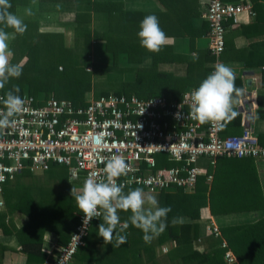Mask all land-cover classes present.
<instances>
[{
	"label": "crops",
	"instance_id": "0c3cea01",
	"mask_svg": "<svg viewBox=\"0 0 264 264\" xmlns=\"http://www.w3.org/2000/svg\"><path fill=\"white\" fill-rule=\"evenodd\" d=\"M93 1L50 2L35 0L33 2V0H29L25 4L16 5L15 11L12 13L23 21H38L41 31L63 32L66 46L74 47L77 40L82 39L84 36L83 31H85V28H89L92 32L94 30L101 31L105 28L106 12L92 11L90 21L77 16L79 12L90 10ZM110 1L121 3L124 7L123 10L129 13L127 16L138 13V17H128L126 21V28L128 29H138L141 21L147 15L154 14L158 17L160 27L169 37L168 42L162 46V49L165 50L166 46H172L174 54H177L171 60L172 64L163 63L162 66L160 65L161 67L177 71V75L184 76L187 73L188 63L192 62L197 63V65L194 64V69H192L194 72L193 77L199 78L197 72L199 76L203 74L206 77L212 72L214 56L210 49L209 25L205 18L209 0ZM226 1L228 3L249 2L253 5L254 14L245 11L240 14L239 21L236 24L228 25L226 48L221 60L222 63L232 68L236 77L235 86L243 89V92L239 96L234 95L233 108L238 114L231 121H225V133L239 135L247 126H251L260 142L264 143V100L263 104L258 102V95L264 96V0ZM28 7H31L34 13L31 16L25 14V9ZM93 22L96 27L94 29ZM0 28H3L9 34L8 44L11 50L16 32L4 24H0ZM132 35L134 36L132 33H127L125 38ZM139 40L136 43L139 42L140 44ZM92 51L95 61L114 64V54L108 52L105 40H93ZM159 52L161 53V51ZM193 53L196 54V57L193 56ZM162 58L161 56L160 59ZM153 62L152 55L144 56L143 62H132L129 59V54L123 51L118 55V67L121 70L97 75L105 74L108 76L111 73L113 80L104 81L102 87H104V91L113 93L112 91L120 89L121 83L124 81L122 77H127L126 80H132L136 76L134 68L152 66ZM124 68L127 71H123ZM205 69H207L206 74ZM188 87L196 88L197 86L190 84ZM249 112H251V117L247 116ZM247 119L249 120L247 121ZM199 164L206 172L210 189L208 192V207L203 210L202 217L199 219L201 236L195 244L196 247L201 250L210 249V241L207 238L215 235L209 233V227L212 224L219 226L221 233L224 227L258 222L262 224L264 221L263 159L221 157L215 163H212L209 158L202 157ZM62 168L65 167L57 166L48 171L55 172V182H64L66 192L68 196H71L72 187L79 192L83 185V179L72 181L69 172L68 177L62 178L63 175L59 173ZM48 171L32 172L31 174L36 179L43 178L42 180L45 182L46 180L53 182V178H45ZM210 175L212 177L208 179ZM23 176L24 174L21 173L14 180L8 182L2 195L4 204L0 206V264H46L48 260L53 258L58 247L64 244L60 239V234L46 228L45 218L32 219L26 211L19 208L14 210L10 208L9 204L14 201L16 203L17 196L22 193L21 185H14L12 182L16 179L17 181L20 180V177ZM27 181L30 182L31 180ZM39 184L46 185L42 182H39ZM49 189L51 188L45 187L42 188V191L48 192ZM12 190L15 192L18 190L20 194L15 192L12 194ZM34 190H39V188H32V192ZM35 191L33 192L35 195L39 193V191L37 193ZM151 194H157L156 198L159 206H161L160 192ZM119 212L120 210H118V215ZM125 222L128 221L120 219L116 233L126 235L127 242L118 247L116 246L115 233L112 244H105L103 238L97 234L99 225L94 224L89 232L87 244L75 258V264H133L134 260L138 261L135 264H174L175 260H171L168 256V253L174 247V241L159 246L156 237L151 243H145L142 238L143 232L140 229L134 230L130 222H128V227L124 228ZM73 226L74 221H69L66 225L65 231L67 230L68 237ZM214 237L222 236L220 234ZM223 240L227 241L224 238ZM128 244H132L134 249L128 250ZM151 245L155 247L153 250L150 248ZM236 258V264H240L237 255ZM226 264L229 263L226 261Z\"/></svg>",
	"mask_w": 264,
	"mask_h": 264
},
{
	"label": "built area",
	"instance_id": "2783aa9c",
	"mask_svg": "<svg viewBox=\"0 0 264 264\" xmlns=\"http://www.w3.org/2000/svg\"><path fill=\"white\" fill-rule=\"evenodd\" d=\"M245 11L254 14L253 5L209 0L205 18L214 56L212 71L216 63H222L228 25L236 24ZM194 89L183 92L180 99L110 93L88 100L87 105L54 95L40 98L26 91L21 96L26 100L24 111L12 118L10 127L0 130V206L5 185L27 170L47 171L61 165L67 167L72 181H84L92 173L102 180L106 178V159L112 155H121L130 168L117 183L124 190L140 187L150 193L178 188L194 191L199 179L206 177L199 164L202 157L212 163L221 157L264 160V143L251 126L239 135H230L225 133V121L201 124L191 118L190 93ZM0 109H4L2 103ZM158 155L177 164L160 166ZM77 215L68 242L46 264H75L91 228L102 216L84 223L83 212ZM209 233L220 235V227L212 224ZM222 246L227 248V263L236 264L228 242L223 241Z\"/></svg>",
	"mask_w": 264,
	"mask_h": 264
},
{
	"label": "trees",
	"instance_id": "16d2710c",
	"mask_svg": "<svg viewBox=\"0 0 264 264\" xmlns=\"http://www.w3.org/2000/svg\"><path fill=\"white\" fill-rule=\"evenodd\" d=\"M43 1L75 2L78 0ZM27 2L29 0H11L12 7L9 11L13 12L17 7L16 5ZM123 9V5L117 1L94 0L90 10L79 12L77 16L90 21L92 11L106 12L105 28L101 31L94 30V32L89 28H85V31H83L84 36L82 39L77 40L74 47L65 45L63 32L41 31L38 21H23L27 25V31L24 34L16 33L11 44L13 55L10 58L12 64L22 65V74L19 78H10L5 88L0 92L5 94L14 86H19L21 91L18 95L20 96H23L26 91L36 97L45 99L53 94L58 98L72 100L78 105H87V94L93 89V76L121 70L118 67V55L123 51L129 54V59L132 62H143L146 55H152L154 62L152 66L134 68L135 78L124 80L120 89L114 92L116 94L137 95L144 99L156 96L180 99L182 93L190 89L188 87L190 84L198 87L206 76L203 74L199 76L197 72L199 78L193 77L194 72L192 69H194V64L197 65V63L189 62L186 68L187 73L184 76L177 75V71L161 67L163 63H173L171 60L177 54H174L172 46H166L165 50L161 48L160 53L150 52L140 46L139 42L136 43L139 40L137 35L139 28H126V21L128 17H138V13L127 16L129 13ZM127 33H132L134 36L125 38ZM95 39L105 40L108 52L114 54V64L100 63L93 59L92 45ZM161 56L162 59H160ZM89 68H91L90 71ZM206 70H204L205 74ZM123 71H127V69L124 68ZM110 93L109 91H103L98 94V97ZM263 100L264 96L258 95L260 104H263ZM157 157L160 166H174L177 164L165 155H158ZM31 173L27 170L22 173L24 176L20 177V180L17 181L16 179L12 182L14 185H21L22 193H18L20 192L18 190L16 192L12 190V194L15 192L20 196H17L16 203L14 201L9 204L10 208L13 210L19 208L26 211L32 219L45 218L46 228L60 234L62 243L66 244L71 232L69 231L68 237L67 230L65 231L66 225L69 221H74L75 224L78 219L77 214L80 211L75 198L68 196L64 182L55 183V188L51 191H42L43 187L38 184L39 180L43 178L36 179ZM31 176L33 177L31 178ZM26 178L31 181L28 182ZM31 187L33 189L39 188V190H34L36 193L39 191V193L35 195ZM209 189L210 183L206 177H201L192 192L185 191L182 188L160 192L161 207H171V212L167 216L168 226L157 237V244L161 246L174 241V247L168 253L169 258L175 260L174 264H226L225 253L227 248L222 247L224 238L227 240L230 249L237 255L240 264H264V221L262 224L258 222L224 227L222 228V237L208 236L207 239L211 245L209 250H201L196 247L195 244L201 236L199 219L202 217L203 210L208 207ZM124 191L128 192L130 189ZM130 215V211L120 210L119 212L120 219L128 222H130ZM174 217L182 218V223L173 225L171 221ZM184 218L189 220L187 221ZM101 222L103 223V215L95 224L100 225ZM132 228L137 229L133 225ZM127 248L133 250L134 246L128 244ZM150 248L153 250L155 247L151 245ZM135 263H138V261L134 260L133 264Z\"/></svg>",
	"mask_w": 264,
	"mask_h": 264
},
{
	"label": "clouds",
	"instance_id": "9594fccd",
	"mask_svg": "<svg viewBox=\"0 0 264 264\" xmlns=\"http://www.w3.org/2000/svg\"><path fill=\"white\" fill-rule=\"evenodd\" d=\"M11 7L9 0H0V24L24 34L27 25L9 11ZM25 14L33 15L32 8H26ZM137 35L141 46L150 52H159L169 40L154 14L143 18ZM8 40L9 34L0 28V90L5 88L10 78H19L22 74V65L10 62L13 53L9 49ZM193 56L196 57V54L193 53ZM235 79L231 67L216 63L214 70L190 93L191 118L201 124H219L234 119L238 114L233 108L234 95L239 96L243 92V89L235 86ZM20 91L19 86H14L4 96H0V103L4 105V109H0V130L10 127L12 118L24 111L26 100L18 95ZM129 170V165L121 155H112L106 159L103 169L105 179L97 180L96 174L92 173L83 181L79 192L73 187L71 190V196L84 214V223L102 214L103 223L98 226L97 234L105 244H112L115 233L117 247L127 242L126 235L116 233L120 223L118 210L130 211L129 221L143 232L145 243H151L166 230L167 216L171 212V207L159 206L156 196L146 193L140 187L125 192L124 186L117 183V178L126 176ZM171 223H182V218L174 217ZM127 227L128 222H125L124 228Z\"/></svg>",
	"mask_w": 264,
	"mask_h": 264
},
{
	"label": "rangeland",
	"instance_id": "374dc122",
	"mask_svg": "<svg viewBox=\"0 0 264 264\" xmlns=\"http://www.w3.org/2000/svg\"><path fill=\"white\" fill-rule=\"evenodd\" d=\"M94 25H95V23L93 22V29L96 28ZM65 45H66V41H65ZM60 68H62V67L60 66ZM89 70H91V68H89ZM122 79L126 80L127 77H124V78L122 77ZM111 80H113L112 79V76H111V73L108 76H106L105 74L104 75H101V76H98L97 74L94 75L93 76V89L87 94V99L90 101L92 99L97 98L98 97V94H100L101 92L104 91V87H102V83H105L104 81H111ZM121 81H123V80H121ZM108 88H112V87H108ZM113 89H115V88H113ZM116 91L117 90H114L112 92L114 93ZM51 95H53V94H51ZM60 99H66V98H60ZM47 173H48V175L46 174L45 178L46 179L53 178L54 179L53 182L52 181H47V180H46V182L43 181V180H39L42 183H46V185L45 184H38V183L37 184L39 186L43 187V188L49 187L51 189H54L55 188V183H56L55 182V180H56L55 179L56 178V174L53 171H48ZM59 173H61V175H63V176L66 175L68 177V171L65 168L60 169ZM62 173H64V174H62ZM66 176H64V177H66ZM51 189H49V190L51 191ZM153 195L156 196L157 194H153Z\"/></svg>",
	"mask_w": 264,
	"mask_h": 264
},
{
	"label": "water",
	"instance_id": "95a60500",
	"mask_svg": "<svg viewBox=\"0 0 264 264\" xmlns=\"http://www.w3.org/2000/svg\"><path fill=\"white\" fill-rule=\"evenodd\" d=\"M247 116H248V117H251V112H249ZM248 120H249V119H247V121H248Z\"/></svg>",
	"mask_w": 264,
	"mask_h": 264
}]
</instances>
